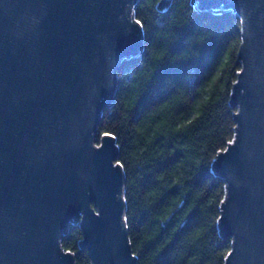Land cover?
I'll return each mask as SVG.
<instances>
[{
  "label": "water",
  "instance_id": "obj_1",
  "mask_svg": "<svg viewBox=\"0 0 264 264\" xmlns=\"http://www.w3.org/2000/svg\"><path fill=\"white\" fill-rule=\"evenodd\" d=\"M138 1L0 0V264H75L61 245L72 222L91 264H136L116 139L95 141L120 62L143 49ZM192 3L240 21L235 134L211 169L224 264H264V0Z\"/></svg>",
  "mask_w": 264,
  "mask_h": 264
},
{
  "label": "trees",
  "instance_id": "obj_2",
  "mask_svg": "<svg viewBox=\"0 0 264 264\" xmlns=\"http://www.w3.org/2000/svg\"><path fill=\"white\" fill-rule=\"evenodd\" d=\"M159 2L134 8L143 49L120 62L114 101L97 128L116 139L136 264H224L231 247L218 226L225 184L211 163L235 134L240 21L192 0ZM81 238L70 223L62 248L75 264H91Z\"/></svg>",
  "mask_w": 264,
  "mask_h": 264
},
{
  "label": "rangeland",
  "instance_id": "obj_3",
  "mask_svg": "<svg viewBox=\"0 0 264 264\" xmlns=\"http://www.w3.org/2000/svg\"><path fill=\"white\" fill-rule=\"evenodd\" d=\"M100 137V135H98V138ZM95 144L96 145H99L100 144V138L99 139H97V141H95Z\"/></svg>",
  "mask_w": 264,
  "mask_h": 264
},
{
  "label": "snow or ice",
  "instance_id": "obj_4",
  "mask_svg": "<svg viewBox=\"0 0 264 264\" xmlns=\"http://www.w3.org/2000/svg\"><path fill=\"white\" fill-rule=\"evenodd\" d=\"M137 23H139V21H137ZM231 142V141H230Z\"/></svg>",
  "mask_w": 264,
  "mask_h": 264
}]
</instances>
